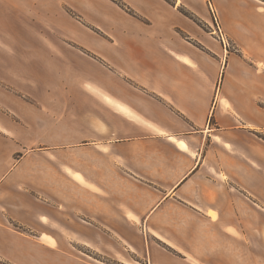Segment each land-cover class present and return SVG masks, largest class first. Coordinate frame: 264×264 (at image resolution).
Listing matches in <instances>:
<instances>
[{"label": "crops", "instance_id": "1", "mask_svg": "<svg viewBox=\"0 0 264 264\" xmlns=\"http://www.w3.org/2000/svg\"><path fill=\"white\" fill-rule=\"evenodd\" d=\"M129 1L115 93L0 64V264H264V0L210 1L226 51L205 0ZM48 5L0 0V57Z\"/></svg>", "mask_w": 264, "mask_h": 264}, {"label": "rangeland", "instance_id": "2", "mask_svg": "<svg viewBox=\"0 0 264 264\" xmlns=\"http://www.w3.org/2000/svg\"><path fill=\"white\" fill-rule=\"evenodd\" d=\"M48 4L36 25L30 18L19 25L20 18L13 16L17 25L7 26L6 32L22 36L5 44L17 56L0 57V64L27 67L29 81L36 80L43 86L50 83L54 87L52 96L77 102L100 97L97 90L115 93L118 83L131 82L121 66L124 47L118 30L124 25L116 17L123 13L109 5L133 17L129 0H48ZM11 77L19 81L25 75L16 73ZM89 85L97 90L89 89Z\"/></svg>", "mask_w": 264, "mask_h": 264}, {"label": "built area", "instance_id": "3", "mask_svg": "<svg viewBox=\"0 0 264 264\" xmlns=\"http://www.w3.org/2000/svg\"><path fill=\"white\" fill-rule=\"evenodd\" d=\"M205 1L208 4V7L212 15V19H213V26L209 27V33L213 35L221 43L225 51L226 50H236L235 47L228 41V39L221 32L219 23L217 21V16L215 12L213 11L209 0H205Z\"/></svg>", "mask_w": 264, "mask_h": 264}, {"label": "trees", "instance_id": "4", "mask_svg": "<svg viewBox=\"0 0 264 264\" xmlns=\"http://www.w3.org/2000/svg\"><path fill=\"white\" fill-rule=\"evenodd\" d=\"M166 1H168V0H166Z\"/></svg>", "mask_w": 264, "mask_h": 264}]
</instances>
